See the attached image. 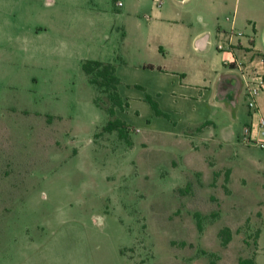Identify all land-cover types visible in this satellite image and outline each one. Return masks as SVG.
<instances>
[{
    "label": "rangeland",
    "instance_id": "1",
    "mask_svg": "<svg viewBox=\"0 0 264 264\" xmlns=\"http://www.w3.org/2000/svg\"><path fill=\"white\" fill-rule=\"evenodd\" d=\"M226 3L209 30L234 25L264 51V0ZM173 4L0 0V264H128L123 254L131 264H264V175L250 167L263 153L241 143L246 98L233 117L196 100L182 112L154 94V79L125 84L117 72L129 107L111 116L83 71L87 60L135 71L139 46L155 45L147 21L163 6L182 14ZM194 109L218 111L217 135L241 134L222 159L190 123ZM115 119L132 146L103 131ZM223 165L234 166L231 181Z\"/></svg>",
    "mask_w": 264,
    "mask_h": 264
},
{
    "label": "crops",
    "instance_id": "2",
    "mask_svg": "<svg viewBox=\"0 0 264 264\" xmlns=\"http://www.w3.org/2000/svg\"><path fill=\"white\" fill-rule=\"evenodd\" d=\"M172 2L173 7L178 5L185 9L184 17L182 11V14H173L172 10L164 11V6L161 9L155 8L154 20L147 21L148 29L151 30L150 37L155 41V45L147 47V51L144 50V43L139 46L136 51L140 61L135 64V71L122 69L120 73L116 69V73L118 72L123 83L131 85L142 84L150 87L148 79H154L153 87L156 89L154 94L174 98L182 112L196 100L199 101L201 108L207 104L221 110L225 116L229 113L233 117L237 114L239 98H246L245 84L236 62L264 60V51L256 46L254 39L250 38L249 43H245L242 37H237L234 25L230 32L219 29L215 36L209 30L213 19H218L219 13L227 8L226 0H172ZM202 9H205V12H202ZM220 42L224 50H219ZM260 71L264 74V65H260ZM258 106L260 112L257 114H253L249 109L250 115L245 127H257L259 116L264 113V91L258 97ZM194 110L190 123L193 122L194 125L200 123V126L207 121L206 124L198 126L196 131L203 136L207 135L203 143L208 147L209 144H215L217 147L214 151L219 153L222 159L227 155L224 151L225 144L232 143L241 134L224 126L217 135L220 121L214 115H217L218 111L207 118L203 114L196 115L197 109ZM219 136L221 139H217ZM243 146L248 149L251 147ZM261 151L262 157L250 163V167L256 168L259 176L264 175V150ZM221 169L228 173V181H231L234 166L223 165ZM122 256L131 264L128 255Z\"/></svg>",
    "mask_w": 264,
    "mask_h": 264
},
{
    "label": "trees",
    "instance_id": "3",
    "mask_svg": "<svg viewBox=\"0 0 264 264\" xmlns=\"http://www.w3.org/2000/svg\"><path fill=\"white\" fill-rule=\"evenodd\" d=\"M82 68L89 79V83L95 87L96 91L98 93H105L111 101L110 109L107 111L109 115L115 116L116 110L124 111L128 108L129 103L119 94L121 80L116 73V67L114 64L98 60H87L83 63ZM146 99L158 116H164V113L159 109L158 104L153 101L149 95L146 96ZM94 102L95 105L101 109L97 99H95ZM103 131L110 134L116 132L121 140H125L130 146L133 145L129 137L132 130L126 122L120 119L109 121L103 128ZM199 226L201 228V225ZM223 234L228 236L223 240L224 243L227 244L230 241V231L224 229L221 232V236H223ZM240 264H255V262L253 260H241Z\"/></svg>",
    "mask_w": 264,
    "mask_h": 264
},
{
    "label": "built area",
    "instance_id": "4",
    "mask_svg": "<svg viewBox=\"0 0 264 264\" xmlns=\"http://www.w3.org/2000/svg\"><path fill=\"white\" fill-rule=\"evenodd\" d=\"M121 5V3H119ZM219 50H224L220 44ZM246 88V98L250 112L259 113L258 97L264 91V74L260 71V65H264V60H251L249 63L236 62ZM241 143L246 146H255L264 150V113L260 114L257 127L246 126L244 128Z\"/></svg>",
    "mask_w": 264,
    "mask_h": 264
}]
</instances>
